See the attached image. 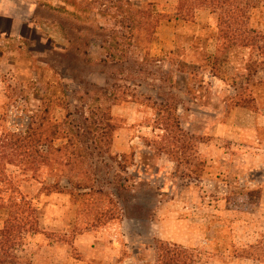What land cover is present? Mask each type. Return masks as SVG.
Here are the masks:
<instances>
[{"label":"rangeland","instance_id":"rangeland-1","mask_svg":"<svg viewBox=\"0 0 264 264\" xmlns=\"http://www.w3.org/2000/svg\"><path fill=\"white\" fill-rule=\"evenodd\" d=\"M132 4L93 24L82 0H0V239L8 220L18 232L3 264H160L166 249L264 264V207L240 180L250 158L217 114L249 95L264 108V57L224 47L208 8ZM241 5L264 36V0ZM136 8L158 15L151 42L131 30Z\"/></svg>","mask_w":264,"mask_h":264},{"label":"trees","instance_id":"trees-1","mask_svg":"<svg viewBox=\"0 0 264 264\" xmlns=\"http://www.w3.org/2000/svg\"><path fill=\"white\" fill-rule=\"evenodd\" d=\"M82 1L83 3H86V5L88 6V14L90 16L88 17L89 19L88 22H93V24L95 23V19H96V15L95 16L93 15L95 14L93 12L94 10L98 9L102 16H112L114 18L117 13H121L122 10L128 11L131 6H134V4H132L134 0H87V1L82 0ZM243 1L244 0H180L178 15L180 16L181 19H182L181 16H183L184 18L190 19L191 15L188 13H191L196 7L208 8L212 10V14H215V15L218 14V27L217 28L221 35V39L223 40V43H222L223 46L225 44L224 42H226L228 45L227 47L229 48L239 46L243 48H250L252 51L258 49L260 52V55L264 57V36L262 37L255 36L256 35L255 32L249 29L248 22L245 19L246 17L245 9H244L245 7L241 5L243 4ZM73 4H77V1H73ZM124 6H127V8H125ZM114 10H116L115 13H113ZM134 10H135L133 11L134 15L132 16V18H130V21L132 23L131 30H134L135 32L139 33V40L141 42L143 39H145L148 42H151L155 35V31L158 27V24H159V18H157L158 15L150 11L149 8H146V9L136 8ZM89 28L90 29L88 30L90 32L91 31L93 32L92 26ZM76 29H77V32H82L80 27H77ZM75 38L76 39H74L72 43L77 48L71 49L72 52L74 54L77 53L81 56H87L88 51H82L83 45L81 43L85 44V47H88V44L89 46L93 44L92 41H90L89 43L88 41L86 42L85 40H81L77 36H75ZM85 38H88V37H85ZM137 39L138 38L136 37V40ZM115 44L119 46L118 42H116ZM116 52H117L116 50L111 51L110 57H112V59L118 55V53ZM104 63H107V61L106 62L104 61ZM101 92L102 93H100L99 96L103 94L105 97H107L105 101L108 103L111 102L112 96H114V101L118 99L117 95L113 91H108V89H104V90H101ZM247 98H249L248 101H250V98H251L250 95ZM247 98L240 99L239 97V99H235L234 102L236 103L234 107L240 106L243 108L251 109L249 106H247L248 104H246ZM160 106L163 107L162 104ZM44 136H45V133H44ZM47 141L48 139L46 137V142ZM24 142L26 144L25 149H28V152L32 154L35 153V145L37 143H40V141H38L37 143H33V142H28L26 140ZM11 145H12L14 157L18 153V147L20 150L24 149V147H21L16 142L11 143ZM15 149H16V154L14 152ZM22 157L23 155H20V158ZM17 234L18 232L16 233L14 231L13 223H11V220H8L6 223V229L2 233L3 235L2 239H0V263L1 264L6 262L7 253L5 252V249L10 245L12 240H15L17 238L16 237ZM254 248L255 247L253 246L250 247V249H254ZM248 259H251V258L248 257ZM160 264H192V258L187 254L186 251L180 254H172V251L166 249L164 252H162V260L160 261Z\"/></svg>","mask_w":264,"mask_h":264},{"label":"crops","instance_id":"crops-1","mask_svg":"<svg viewBox=\"0 0 264 264\" xmlns=\"http://www.w3.org/2000/svg\"><path fill=\"white\" fill-rule=\"evenodd\" d=\"M245 49L248 51L251 50L250 48ZM222 113L229 115V117L226 119V122L219 121L220 126L218 125V131H227V134L225 133L224 135H231L234 138V146H242L247 149L246 153L248 152L247 154L250 160L247 161V164L243 162L244 165H242V168L244 170H250L252 173H241L244 179L241 178L240 180H244L243 186L245 193H259L257 209H261L264 207V137H261V132L264 133V108H260L258 111H252L240 106L229 108V106L225 105L217 112V114ZM205 151L207 153L209 152V150ZM234 162L236 161L234 160ZM257 177L263 181H253ZM229 212L231 214H242V212L236 210ZM245 214L256 215L255 212Z\"/></svg>","mask_w":264,"mask_h":264}]
</instances>
